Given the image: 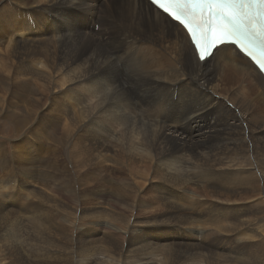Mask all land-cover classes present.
Instances as JSON below:
<instances>
[{"label": "bare ground", "instance_id": "6f19581e", "mask_svg": "<svg viewBox=\"0 0 264 264\" xmlns=\"http://www.w3.org/2000/svg\"><path fill=\"white\" fill-rule=\"evenodd\" d=\"M189 40L143 0H0V88L7 89L0 91V135H24L21 123L9 127L7 120L21 107L20 121L36 123L50 100L42 129L29 130L14 146L20 188L3 184L0 172V264H99L104 242L106 264L124 255V264H163L160 257L172 252L211 258L219 242L214 230L226 231L232 222L237 242L249 239L255 249L217 264H264V75L233 46L200 62ZM55 130L59 156L66 145L73 154L76 193L65 166L41 173L55 156L40 136ZM100 163L113 172L101 178L88 172ZM114 170L130 174L133 195ZM56 172L64 187L55 190L62 196L71 190L67 201L24 182L55 180ZM214 181L223 189L211 188ZM94 190L101 197L95 206ZM146 192L152 198L143 199ZM190 193L201 198L193 204ZM179 196L184 207L171 200ZM144 212L149 219L140 223ZM112 216L124 230L144 225V233L137 238L143 231L134 228L127 246L121 234L110 243L101 232ZM25 217H39L40 224L25 231ZM41 225L49 231L46 244L36 238L44 237Z\"/></svg>", "mask_w": 264, "mask_h": 264}, {"label": "rangeland", "instance_id": "374dc122", "mask_svg": "<svg viewBox=\"0 0 264 264\" xmlns=\"http://www.w3.org/2000/svg\"><path fill=\"white\" fill-rule=\"evenodd\" d=\"M4 88L6 89V87H4ZM4 88L3 87L0 88V91H1L2 95H6L5 92H4ZM127 89H128V92H129V88H127ZM6 93H7V89H6ZM7 97H8V99H10L9 95ZM8 99H6V100H8ZM49 105H50V100H49V98H46L44 100V106H42L40 111H39L40 113L38 112L39 114L36 115V117H37L36 119H38V120H36L35 122L37 124L34 123V122H32L33 125L30 122H28V124L27 123L25 124V122L24 123L21 122V121H23L22 117H24V115H22V114H25V113L22 112V108L21 107H19L18 110L16 109V113H18V114H16V113L14 114V116L12 118L14 120H13L12 123H11V121L9 119L7 120L9 127L12 126V125L15 126L14 124H16V126H17V125H19L21 123L20 126H22V127L20 129H23V128H25V129L23 130L24 135H19V137L16 140H12L9 135H0V172H2V170L3 171L5 170L4 173L1 175V179H2L1 181L3 182V184L7 185V183L12 182L13 185L16 186V188H18V189L20 188V183L22 182V178H21V174L19 173V170H18L19 160L18 159H14L15 160V164H14L13 159H12V155H16L14 146L20 145L22 143V141H26L28 139V136H29L31 130L35 129L36 132H39L42 129V127L38 125V122H39V120L42 117H44L45 112L46 113L48 112L47 110H49L48 108H50ZM135 107L138 108L137 105ZM192 113H193V111H192ZM20 115H22V116H20ZM138 115H139V117L141 119L144 118L143 113H140V111H138ZM231 122H233V121H230V123ZM26 126H28V128ZM40 135H41V133H40ZM49 136H51V137L49 138ZM49 136L45 132V135H41L40 137H42L44 140H48L49 144L51 143L53 145L54 156H55L53 158L54 165L50 166V167H47L48 166L47 165L46 168H44L41 173L45 172L47 175H49V173H47V172L54 173L53 169H61V171H62V166H65V171H67L66 173L68 175L67 176L65 174V177H66V179L69 182L72 183V186H70V187H71V189H73L74 193H76V189L79 190L81 188V186H80V184H75V182L73 181L76 170H75V166H74L75 164H74V161H73V154H70V146L66 145L63 148V151H62L63 154L62 153L61 154L64 155V157L63 156L60 157L59 154H58L57 148H58V146H60L59 144L61 142L56 140V138L58 137L57 130L53 131L52 134H50ZM31 138H30V141H33V145L36 146L35 148H37L38 147L37 146L38 145L37 141H34V139L33 138L31 139ZM219 141H220V139L217 142H219ZM47 146L48 145H45V149H44L46 151H48V149H47L48 147ZM33 150H35V149H33ZM93 152H95V153L102 152L103 153L104 151H101L100 149H97V148H93ZM44 153H45V151L43 152L41 157L42 156L43 157L46 156L47 153L46 154H44ZM50 154L51 153H49L47 155V158L50 156ZM67 155H70V156H67ZM99 168H96V169L100 170V172H97L98 174H100V177H98L96 175V172H95L96 169H94V167H93V171H88V172L94 173V177H96V178L105 177V175L110 174V170H111V173L113 172L112 168H110L107 171L104 170L106 168V166L105 165L103 166V164H101V163L99 164ZM83 175L86 176L87 174L85 173ZM114 176H116V178H118V179L119 178H123L124 182L126 183L125 184V188L127 189V194L128 195H133V192H132L133 184H132V181H131L130 174H127L126 172L121 174V172H117V170H114L113 177ZM54 177H55V180L53 179L54 181L53 180L48 181V179H47L46 181H43V183H41L42 180H40V176L37 179L36 178L33 179V180L28 179L27 181H24V182H27L28 183L27 185L29 187H33L31 189L35 188L36 191H38L40 188H43V187H49L50 194L57 195V198L55 200H59V199L63 200L64 199L65 201H67V196L69 194H72L71 190L68 189V191H67V189H66L67 192L65 193L64 196H62L59 192L56 191L57 190L56 187L59 188V187L63 186L61 184L63 182V180L59 176L58 172H56V174H54ZM89 181L92 182L91 179H89ZM39 182H40V184H39ZM45 182H47L48 184H46ZM214 182L211 184V188L223 189V185H222L221 181L220 182H215V183ZM83 183H86V182L84 181ZM114 186L111 185V188L114 189V190H112V189L110 190V197L113 198V201H116V206L115 207L117 208L119 206V201L117 200L115 195L118 194L119 185H115L114 184ZM204 186H206V184H204ZM52 188H54V189H52ZM20 192L23 193V192H26V190H21ZM77 192L80 193L81 197H82L83 194L81 192H79V191H77ZM129 192H130V194H129ZM97 193L98 192H96V190H94L93 199L95 201L93 202V206H95L97 204V199L101 198V197L98 198L99 194H97ZM183 194H187V193L183 192ZM194 195H192L191 193L189 194V197H191V199L193 197V199H192V203L193 204H195L196 203V199L198 200L199 199L198 197H200V195L198 197L197 196L195 197ZM85 196H87V195H85ZM150 196H151L150 193L146 192V193L143 194V199L144 198H148V199L152 198V196L151 197ZM179 197H180V199L172 198L171 200H173L175 202H178L179 205L184 207V202L182 200L185 197H182V196H179ZM111 198H109V200H111ZM133 198H134V196H133ZM202 199L205 200L206 198H202ZM81 200L82 199H80L79 202L76 203V206H80L79 203H80ZM31 203H26V204H31ZM10 204L13 205L11 202H10ZM210 205H211V203H210ZM198 206H197L198 209L202 210V208L203 209H205L206 207L209 208V203L203 205L202 208H201L200 205H198ZM195 207H193L194 211H195ZM149 216L150 215L147 212H144L142 214V216H140V218L143 219V222H140V223H144V222L148 221ZM112 217H114V216H112ZM112 217H109L107 219L108 221L104 225L103 230L101 232L102 238H105L109 234V242L110 243H113V240L118 238V236L121 234L123 236V238H124V244H125V246H127L128 243H129L128 239L130 240V238H131V236L133 234L132 231L134 230V228L136 230L143 231L141 233L136 234L137 238L144 233V230H145L144 227H143L144 225H141V226H136L135 225V227L133 226V228H130V230H124V228H120L118 226L119 223L121 222V220L118 219V218H115L116 216L114 218H112ZM197 218H198L197 225L203 223V220L201 219V217H197ZM223 219H225V217H223ZM22 220H23V223H24V226H25V231H30V230L27 229V226H34V225L39 223V217L37 219H33V217H25ZM131 220L137 222L136 217H131ZM235 225H236V222H232V226L228 227L226 229V231L225 230H214L215 233H216L214 235L218 237L219 242H218L217 245L212 246V248H211L212 257L211 258L208 255L207 256H200L198 258H193L190 255H188L187 253H185L184 255L180 256V255L175 254V253L172 252L169 257H166L165 259H162L160 257L159 260L163 264H179L180 261L182 262V264H217V262L219 260H221L222 258H224L225 261H227V260L230 261L231 260L230 256H232L233 254H237V251L239 253H242L241 256H244V257L247 258L248 256H250V252H253L255 248L253 249V247H250V243H248L249 239H246V240H244L243 242H240V243L237 242V237L233 233H231V231L233 230ZM42 230H43L44 237L40 236V234H36L37 235L36 238L42 244H46V243H48V239H49L48 238L49 237V231L44 226H42ZM88 231L89 230H84V232H88ZM205 231H207V229ZM208 233H210V232H208ZM197 235H198V238H197L198 242L199 243H203V241H204L203 238L205 236L204 232H203V228H199L198 229ZM102 242H104V241H102ZM208 243H210L209 240L205 241L204 245H206ZM105 245L108 247V244L106 242H104V244H100V248H99L100 249V254H101L100 257H102L103 260L99 261V264H106V259L108 257L107 256L108 254H107V251L103 248V246H105ZM153 248H155V246H153ZM156 252H157V254H159L157 250H156ZM256 252H257V249H256ZM222 255H223V257H222ZM129 257H134V256L130 255ZM124 260H125V255L122 258L120 263L116 262L115 264H124Z\"/></svg>", "mask_w": 264, "mask_h": 264}, {"label": "snow or ice", "instance_id": "6c2138e0", "mask_svg": "<svg viewBox=\"0 0 264 264\" xmlns=\"http://www.w3.org/2000/svg\"><path fill=\"white\" fill-rule=\"evenodd\" d=\"M186 30L190 50L203 62L231 43L264 72V0H150Z\"/></svg>", "mask_w": 264, "mask_h": 264}, {"label": "clouds", "instance_id": "9594fccd", "mask_svg": "<svg viewBox=\"0 0 264 264\" xmlns=\"http://www.w3.org/2000/svg\"><path fill=\"white\" fill-rule=\"evenodd\" d=\"M251 61V60H250Z\"/></svg>", "mask_w": 264, "mask_h": 264}]
</instances>
